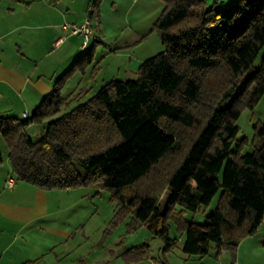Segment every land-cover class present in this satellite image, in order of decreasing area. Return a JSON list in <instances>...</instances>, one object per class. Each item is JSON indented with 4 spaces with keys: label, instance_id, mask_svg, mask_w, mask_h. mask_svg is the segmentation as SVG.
Listing matches in <instances>:
<instances>
[{
    "label": "trees",
    "instance_id": "1",
    "mask_svg": "<svg viewBox=\"0 0 264 264\" xmlns=\"http://www.w3.org/2000/svg\"><path fill=\"white\" fill-rule=\"evenodd\" d=\"M163 1L155 21L163 47L140 62L135 79H111L86 99V90L63 96L64 80L91 61L92 47L30 116H0V134L16 180L45 190L107 188L115 216L130 211L131 227H150L166 248L175 243L168 212L175 205L196 211L223 188L202 223L185 225L181 248L198 256L227 250L234 258L239 241L264 219V122L253 126L258 142L251 152L233 144L241 108L264 95V54L254 67L264 49V0H236L226 10L217 8L219 0ZM45 119L34 139L26 127ZM169 161L172 172L162 170ZM148 256L145 243L123 253L125 263Z\"/></svg>",
    "mask_w": 264,
    "mask_h": 264
},
{
    "label": "crops",
    "instance_id": "2",
    "mask_svg": "<svg viewBox=\"0 0 264 264\" xmlns=\"http://www.w3.org/2000/svg\"><path fill=\"white\" fill-rule=\"evenodd\" d=\"M35 1L49 10L31 9ZM61 3L62 0L55 4L48 0H0V116L22 118L23 112L30 116L78 58L82 37L61 28L62 20L70 17L62 12ZM82 18L83 15L71 21ZM60 36L66 37L56 44ZM73 76H67L64 83ZM46 121L30 124L27 133L34 130L35 136H40ZM3 143L0 134V146ZM4 145L5 155L0 149V264H104L106 257H98L99 250L93 251L92 244L86 246L85 252L76 253L77 246H85L88 239L84 229L80 236L76 233L78 223L72 210L76 189L45 190L20 180L11 188L5 187L4 181L12 172ZM262 223L239 241L234 258L229 251L216 254L213 250L206 256L184 253L182 264H218L219 259L264 264V234L259 232ZM143 263L157 264L151 255L125 264Z\"/></svg>",
    "mask_w": 264,
    "mask_h": 264
},
{
    "label": "rangeland",
    "instance_id": "3",
    "mask_svg": "<svg viewBox=\"0 0 264 264\" xmlns=\"http://www.w3.org/2000/svg\"><path fill=\"white\" fill-rule=\"evenodd\" d=\"M206 1L211 3L213 0ZM48 2L55 4L57 0H48ZM235 2L236 0H219L216 6L220 10H226ZM163 4V0H62L61 10L70 17L63 19L61 24L64 21L72 22L71 20L83 15L80 21H76L81 22L89 6H94L99 14L102 29L99 41H91L86 47L78 49L77 57L93 47L91 61L83 63L81 68L76 67L69 73L68 77L73 76L74 73L75 75L69 82L63 83L62 95L72 97L86 90L82 98L86 99L111 79H135L140 62L156 54L163 47L155 28V21ZM41 8L46 7L35 1L31 9L41 10ZM262 54L264 49L258 53L254 67L259 65ZM70 104L73 105V102ZM261 122H264V95L253 107H242L236 120L238 132L233 144L241 143V154L254 149L258 139L255 137L253 126ZM28 134L34 139L39 137L35 136L34 130H29ZM4 143L0 149L5 155ZM173 167H175L174 162L169 161L162 170L167 171L170 168L172 172ZM157 180L159 181V178ZM74 189H76V204L72 210L76 214L78 223L76 233L80 236L84 229L88 236L86 245L82 247L78 245L76 253L85 252L86 246L92 244L93 251L99 250L96 254L98 257L100 255L106 257L104 264H125L123 253L135 244L142 243L147 244L149 256H153L154 259H167L182 264L186 256L181 248L185 225L190 221L202 223L223 197V188L219 187L210 203L201 205L196 211L181 210L179 205H175L166 218L168 237L174 239L175 243L166 248L164 240L150 227L143 224L135 228L131 227L133 217L130 211L123 217L115 216L117 204L111 190L95 186ZM168 195V189L161 192L159 200L161 205L165 203ZM261 222H264V219ZM259 232L264 234V223ZM211 251L213 249H210L208 254H211ZM88 260L91 259L88 257Z\"/></svg>",
    "mask_w": 264,
    "mask_h": 264
},
{
    "label": "built area",
    "instance_id": "4",
    "mask_svg": "<svg viewBox=\"0 0 264 264\" xmlns=\"http://www.w3.org/2000/svg\"><path fill=\"white\" fill-rule=\"evenodd\" d=\"M61 28L66 30L68 34L71 35H80L82 37L81 47H86L91 41H99L101 26L100 19L97 10L94 6H89L88 12L84 19L81 22H68L64 21L61 24ZM66 36H60L56 40V44L62 42ZM28 116L27 112L22 113V117L25 118ZM16 178L13 174L6 177L4 181V186L11 188L14 186ZM226 250H221L220 253H224ZM218 264H237L235 259H232L228 262L218 261Z\"/></svg>",
    "mask_w": 264,
    "mask_h": 264
}]
</instances>
